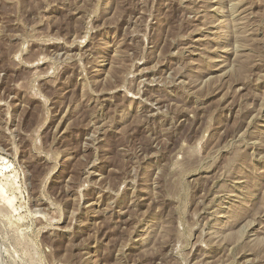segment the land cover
I'll return each mask as SVG.
<instances>
[{
	"label": "rangeland",
	"instance_id": "obj_1",
	"mask_svg": "<svg viewBox=\"0 0 264 264\" xmlns=\"http://www.w3.org/2000/svg\"><path fill=\"white\" fill-rule=\"evenodd\" d=\"M0 264H264V0H0Z\"/></svg>",
	"mask_w": 264,
	"mask_h": 264
},
{
	"label": "bare ground",
	"instance_id": "obj_2",
	"mask_svg": "<svg viewBox=\"0 0 264 264\" xmlns=\"http://www.w3.org/2000/svg\"><path fill=\"white\" fill-rule=\"evenodd\" d=\"M2 193V192H1Z\"/></svg>",
	"mask_w": 264,
	"mask_h": 264
}]
</instances>
